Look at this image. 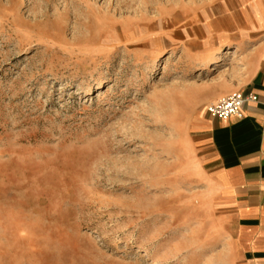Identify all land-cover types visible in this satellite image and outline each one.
<instances>
[{"label":"rangeland","instance_id":"rangeland-1","mask_svg":"<svg viewBox=\"0 0 264 264\" xmlns=\"http://www.w3.org/2000/svg\"><path fill=\"white\" fill-rule=\"evenodd\" d=\"M216 9L0 0V264H231L197 162L211 78L183 30Z\"/></svg>","mask_w":264,"mask_h":264},{"label":"crops","instance_id":"crops-1","mask_svg":"<svg viewBox=\"0 0 264 264\" xmlns=\"http://www.w3.org/2000/svg\"><path fill=\"white\" fill-rule=\"evenodd\" d=\"M215 1L209 21L183 29L195 32L188 35L195 46L186 52L211 78L205 101L235 91L256 99L225 119L204 110L196 124L198 169L218 210L231 264H264V0ZM234 49L229 58L225 52Z\"/></svg>","mask_w":264,"mask_h":264},{"label":"built area","instance_id":"built-area-1","mask_svg":"<svg viewBox=\"0 0 264 264\" xmlns=\"http://www.w3.org/2000/svg\"><path fill=\"white\" fill-rule=\"evenodd\" d=\"M255 99L256 97L252 94H242L241 92L235 91L219 98L215 102L209 103L206 106V112L210 116L219 119H225L229 116H239L243 103Z\"/></svg>","mask_w":264,"mask_h":264},{"label":"bare ground","instance_id":"bare-ground-1","mask_svg":"<svg viewBox=\"0 0 264 264\" xmlns=\"http://www.w3.org/2000/svg\"><path fill=\"white\" fill-rule=\"evenodd\" d=\"M236 52L237 51H235V49H234V50L227 51L226 54L229 56V58H232L233 59V57L236 56Z\"/></svg>","mask_w":264,"mask_h":264}]
</instances>
